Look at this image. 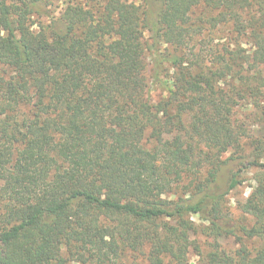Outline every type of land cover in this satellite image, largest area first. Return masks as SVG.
<instances>
[{
	"label": "trees",
	"instance_id": "16d2710c",
	"mask_svg": "<svg viewBox=\"0 0 264 264\" xmlns=\"http://www.w3.org/2000/svg\"><path fill=\"white\" fill-rule=\"evenodd\" d=\"M241 109L264 113V0H0V264H190L193 217L204 264H264Z\"/></svg>",
	"mask_w": 264,
	"mask_h": 264
},
{
	"label": "rangeland",
	"instance_id": "374dc122",
	"mask_svg": "<svg viewBox=\"0 0 264 264\" xmlns=\"http://www.w3.org/2000/svg\"><path fill=\"white\" fill-rule=\"evenodd\" d=\"M69 1V0H66ZM131 1V0H130ZM83 2V0H76V3ZM66 2L57 3V12L60 11L61 8L65 7ZM228 33L226 30H222L220 33L215 35V39L219 41H223V38H226ZM152 102L157 103L163 95V91L156 86L152 88ZM240 116L250 117V119H246V124L249 125V128L256 136H262L264 134V113L261 110L259 111H246L244 109L239 110ZM254 114H258L257 116H253ZM252 116V117H251ZM264 162V160L262 161ZM238 170V169H237ZM255 170L253 168L242 171V175L240 179L242 180V184L237 187L230 195L227 197L226 205L230 214V217L233 219V222L238 221L241 222V225H250V222L246 217L243 216L241 209L239 208V203H244L251 191L252 186L254 185V181L252 180L254 176ZM193 220L198 225V233L192 236V248L190 251V264H204L202 262V258L205 254L210 251V243L211 238H207L202 234L203 224L199 221L198 218L193 217ZM221 243L224 248L228 249L230 252H235L239 249V245L236 243L233 238L222 239ZM250 249L261 248L264 246V242H256V243H247ZM127 264H146L140 260L131 259L127 261Z\"/></svg>",
	"mask_w": 264,
	"mask_h": 264
}]
</instances>
